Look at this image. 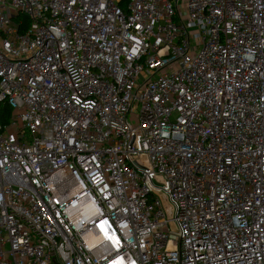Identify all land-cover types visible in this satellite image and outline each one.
Listing matches in <instances>:
<instances>
[{
	"label": "built area",
	"instance_id": "built-area-1",
	"mask_svg": "<svg viewBox=\"0 0 264 264\" xmlns=\"http://www.w3.org/2000/svg\"><path fill=\"white\" fill-rule=\"evenodd\" d=\"M0 264H264V0H0Z\"/></svg>",
	"mask_w": 264,
	"mask_h": 264
},
{
	"label": "trees",
	"instance_id": "trees-1",
	"mask_svg": "<svg viewBox=\"0 0 264 264\" xmlns=\"http://www.w3.org/2000/svg\"><path fill=\"white\" fill-rule=\"evenodd\" d=\"M11 110L4 103H0V122L5 124L9 121Z\"/></svg>",
	"mask_w": 264,
	"mask_h": 264
}]
</instances>
